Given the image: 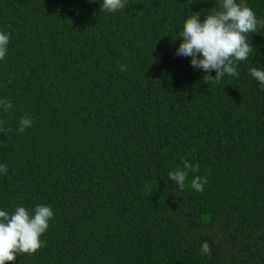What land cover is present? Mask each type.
<instances>
[{"label":"trees","instance_id":"1","mask_svg":"<svg viewBox=\"0 0 264 264\" xmlns=\"http://www.w3.org/2000/svg\"><path fill=\"white\" fill-rule=\"evenodd\" d=\"M243 2L264 20V0ZM101 5L0 0V210L54 213L12 264H264V91L248 71L264 70V27L239 76L206 84L176 50L185 20L220 0ZM185 160L180 189L168 173Z\"/></svg>","mask_w":264,"mask_h":264},{"label":"clouds","instance_id":"2","mask_svg":"<svg viewBox=\"0 0 264 264\" xmlns=\"http://www.w3.org/2000/svg\"><path fill=\"white\" fill-rule=\"evenodd\" d=\"M95 2V0H90ZM127 0H102L101 10L115 13L124 9ZM200 13H192L183 24L176 54L191 57V66L202 69L206 75L203 81L206 84L219 83L225 75L239 76L237 63L249 58L253 47L248 42L247 34L255 33L258 25L264 27V20H258L255 12L241 0H220V10L208 13L201 21ZM9 34L0 32V60L7 53ZM127 66L121 65L120 71H126ZM249 74L259 83L264 91V70L252 67ZM215 72V76L211 75ZM4 111L12 109V103L0 100ZM3 121H0V132H3ZM33 121L29 117H21L18 133H23L31 127ZM11 131V129H8ZM195 166L189 161H183V167L168 173L169 180L183 189L189 172H194ZM7 173V165L0 164V174ZM207 179L195 176L191 181V188L196 192H203ZM151 192L148 195L151 196ZM54 213L50 206L38 204L34 212L23 206H17L10 215L0 210V264L14 262L17 254H35L42 246L40 237L49 227V221ZM201 253L211 254V247L207 242L201 245Z\"/></svg>","mask_w":264,"mask_h":264}]
</instances>
